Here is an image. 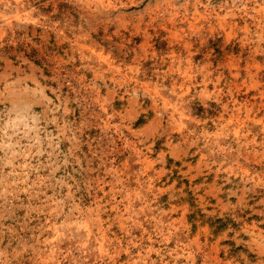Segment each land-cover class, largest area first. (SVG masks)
Listing matches in <instances>:
<instances>
[{
    "label": "rangeland",
    "instance_id": "obj_1",
    "mask_svg": "<svg viewBox=\"0 0 264 264\" xmlns=\"http://www.w3.org/2000/svg\"><path fill=\"white\" fill-rule=\"evenodd\" d=\"M0 264H264V0H0Z\"/></svg>",
    "mask_w": 264,
    "mask_h": 264
}]
</instances>
